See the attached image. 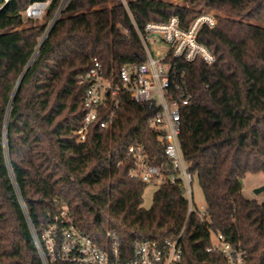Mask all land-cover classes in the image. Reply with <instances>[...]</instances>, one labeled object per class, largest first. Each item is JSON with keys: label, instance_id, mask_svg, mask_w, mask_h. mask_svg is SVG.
Segmentation results:
<instances>
[{"label": "trees", "instance_id": "obj_1", "mask_svg": "<svg viewBox=\"0 0 264 264\" xmlns=\"http://www.w3.org/2000/svg\"><path fill=\"white\" fill-rule=\"evenodd\" d=\"M34 1H49L43 20L25 21ZM60 1L0 0V264H44L34 231L63 209L99 243L115 232L131 248L184 230L181 264H226L207 251L220 232L248 264H264V202L242 182L264 172V0H70L50 26ZM205 8L221 12L198 33L215 61L168 58L193 94L180 138L204 193L202 219L179 184L161 183L143 206L147 183L131 175L129 147L143 143L151 163L166 161L153 108L125 94L107 127L94 122L84 142L76 130L86 115L80 76L95 59L117 81L122 65L145 61L147 22L178 16L188 28Z\"/></svg>", "mask_w": 264, "mask_h": 264}, {"label": "built area", "instance_id": "obj_2", "mask_svg": "<svg viewBox=\"0 0 264 264\" xmlns=\"http://www.w3.org/2000/svg\"><path fill=\"white\" fill-rule=\"evenodd\" d=\"M70 0H61L50 26ZM49 1H34L23 12L24 17H43ZM217 17L202 12L184 28L178 16L165 22L149 21L144 32L139 31L146 53L142 63L124 64L117 72V81L105 74L103 65L95 59L94 65L80 76V83H86L84 106L86 115L83 125L76 130L78 142L87 138L90 125L100 121L107 127L117 117V109L123 95L141 105L154 109L149 118V126L158 133L163 144L166 161L151 163L143 143L132 144L129 155L132 160L131 175L147 184L159 181L179 184L189 201V213L198 212L203 219L205 210L193 205L192 185L194 175L190 171L191 162L185 156L181 145L183 108L192 102L193 94L184 80L185 73L172 70L169 56L193 61L202 57L213 63L215 55L198 40L203 25L215 26ZM178 75L181 79H178ZM109 106L113 112L109 113ZM184 231V230H183ZM181 234L164 242L147 238L137 241L127 248L115 232L110 233L109 241L99 243L78 227L68 211L63 209L52 223L39 234L34 231L35 243L44 264H181L183 248ZM218 242L211 243L207 251H218L226 264H248L247 251L226 240L220 232H211Z\"/></svg>", "mask_w": 264, "mask_h": 264}, {"label": "rangeland", "instance_id": "obj_3", "mask_svg": "<svg viewBox=\"0 0 264 264\" xmlns=\"http://www.w3.org/2000/svg\"><path fill=\"white\" fill-rule=\"evenodd\" d=\"M203 12L211 13L217 17L218 20V13L217 9H209L205 8ZM25 21H27V18H24ZM37 21H42V18L36 19ZM243 182V194L252 200H257L258 202L262 203L264 202V191L260 193H256L255 189L260 187L264 184V172H258V173H247L244 178H242ZM160 182H150L147 184L144 194H143V206L145 208H150L153 204V196L157 188L159 187ZM192 191H193V205L197 209L205 210L206 209V201L204 197V193L202 190V187L200 185V182L196 176H194V182L192 185ZM211 241L215 244L218 242L217 237L214 233H212Z\"/></svg>", "mask_w": 264, "mask_h": 264}, {"label": "water", "instance_id": "obj_4", "mask_svg": "<svg viewBox=\"0 0 264 264\" xmlns=\"http://www.w3.org/2000/svg\"><path fill=\"white\" fill-rule=\"evenodd\" d=\"M263 191H264V184L255 189L256 193H260V192H263Z\"/></svg>", "mask_w": 264, "mask_h": 264}]
</instances>
